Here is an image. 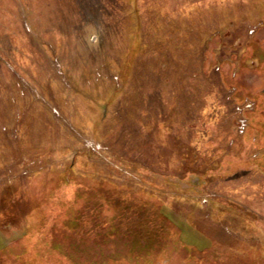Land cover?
<instances>
[{"label":"rangeland","instance_id":"obj_1","mask_svg":"<svg viewBox=\"0 0 264 264\" xmlns=\"http://www.w3.org/2000/svg\"><path fill=\"white\" fill-rule=\"evenodd\" d=\"M0 264H264V0H0Z\"/></svg>","mask_w":264,"mask_h":264},{"label":"trees","instance_id":"obj_2","mask_svg":"<svg viewBox=\"0 0 264 264\" xmlns=\"http://www.w3.org/2000/svg\"><path fill=\"white\" fill-rule=\"evenodd\" d=\"M5 217H6V216L3 214V216L1 217V219L4 220Z\"/></svg>","mask_w":264,"mask_h":264}]
</instances>
